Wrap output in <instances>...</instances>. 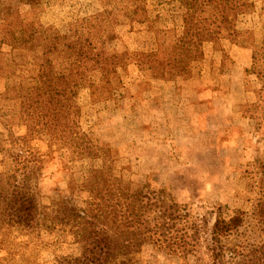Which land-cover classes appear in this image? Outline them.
Returning <instances> with one entry per match:
<instances>
[{
    "label": "rangeland",
    "instance_id": "374dc122",
    "mask_svg": "<svg viewBox=\"0 0 264 264\" xmlns=\"http://www.w3.org/2000/svg\"><path fill=\"white\" fill-rule=\"evenodd\" d=\"M242 1L250 7L233 22L237 37L204 42L188 78H159L156 30L190 20L181 0H0V192L8 190V175L31 187L38 207L31 232L0 215V264H57L87 251L73 236L76 225L57 219L63 203L91 210L93 222L108 228V206L81 187L106 162L76 157L62 130L48 134L46 123L55 119L64 128L59 114L67 108L73 130L110 147L133 190L166 188L207 232L213 207L243 210L244 236L225 243L264 241L252 217L264 178L256 164L264 161V138L255 133L264 109L254 108L264 86V0ZM67 81L71 93L56 85ZM92 82L105 90L102 98L94 99ZM202 259L204 248L182 258L146 245L133 264Z\"/></svg>",
    "mask_w": 264,
    "mask_h": 264
},
{
    "label": "trees",
    "instance_id": "16d2710c",
    "mask_svg": "<svg viewBox=\"0 0 264 264\" xmlns=\"http://www.w3.org/2000/svg\"><path fill=\"white\" fill-rule=\"evenodd\" d=\"M181 4L191 15L190 20L181 17V24L174 29L163 26L156 30L160 43L155 53L154 71L159 78L166 75L188 78L193 65L203 57V43L214 42L219 45L224 33L237 37L233 22L250 7L249 4H243L242 0L238 3L228 0H181ZM205 10L209 11L206 18L200 15ZM81 51L78 50L77 54ZM84 54L89 58L91 51ZM56 85L64 92L73 91L70 81L63 84L58 82ZM89 87L94 89L95 100L102 98L105 93L100 83L92 82ZM62 91H56L57 95L63 96ZM259 101L262 104L257 102L254 108L263 110L264 86L259 92ZM60 110L52 109L50 113L58 114ZM70 113V108H67V111L59 114L65 122L63 129L54 124L56 119L46 123V128L52 137L62 130L65 140L61 141L75 149L76 157L102 158L106 162L102 169L90 170L81 187L103 200L104 206H108V228L93 222L94 214L91 210L89 212L63 203L61 206L64 213L60 211L61 218L57 219L68 226L74 223L77 229L73 230V236L90 247L80 256L62 257L57 264H133L135 255L146 245L182 258L197 257L204 248L208 256L207 262L202 259L204 264H264V241L249 247L244 242L233 245L225 243L233 236H244L248 217L245 211L226 213L228 208L213 207L210 214L214 217V223L207 232L201 225L204 220L192 221L187 205L179 203L166 188L156 189L146 184L133 190L122 174L125 167L117 168L118 161L110 147L94 142L78 130L74 131L67 122ZM255 133L264 138L263 118L257 120ZM18 159L20 163L24 162L21 161V154ZM256 164L258 171L263 173L264 161L258 160ZM5 178L9 181L8 190L2 189L0 192V209L3 210L0 215L4 223L27 232L33 231L38 225V207L31 187L8 175ZM256 189L258 198L252 217L264 233L263 177L257 182ZM103 192L108 194V198L100 197ZM90 206L101 204L90 203Z\"/></svg>",
    "mask_w": 264,
    "mask_h": 264
}]
</instances>
